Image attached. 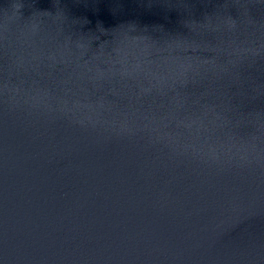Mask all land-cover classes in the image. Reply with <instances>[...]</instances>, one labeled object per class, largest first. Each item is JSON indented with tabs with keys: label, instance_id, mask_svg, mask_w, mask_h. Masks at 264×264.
<instances>
[{
	"label": "water",
	"instance_id": "95a60500",
	"mask_svg": "<svg viewBox=\"0 0 264 264\" xmlns=\"http://www.w3.org/2000/svg\"><path fill=\"white\" fill-rule=\"evenodd\" d=\"M0 264H264V0H0Z\"/></svg>",
	"mask_w": 264,
	"mask_h": 264
}]
</instances>
